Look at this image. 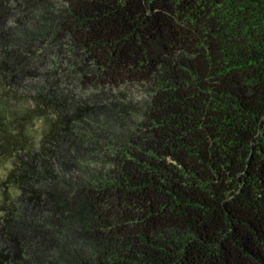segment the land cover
Returning <instances> with one entry per match:
<instances>
[{
  "label": "trees",
  "instance_id": "trees-1",
  "mask_svg": "<svg viewBox=\"0 0 264 264\" xmlns=\"http://www.w3.org/2000/svg\"><path fill=\"white\" fill-rule=\"evenodd\" d=\"M0 72L58 113L0 181V264H264V0H0Z\"/></svg>",
  "mask_w": 264,
  "mask_h": 264
},
{
  "label": "rangeland",
  "instance_id": "rangeland-1",
  "mask_svg": "<svg viewBox=\"0 0 264 264\" xmlns=\"http://www.w3.org/2000/svg\"><path fill=\"white\" fill-rule=\"evenodd\" d=\"M69 60L66 57H60L56 54L51 55L46 60V64H38L37 71L44 67L51 66L54 69L58 67V73L62 80L64 73L69 67ZM54 65V66H53ZM40 81V82H39ZM75 94H80L84 91L80 85L74 80L69 81L64 79L62 82ZM41 84V76L29 75L27 78L19 81H11L10 78L4 76L0 72V109L4 114V122L7 123V119H13L15 116L19 117L18 125L14 122L10 127L1 128L0 124V181H3L10 170L16 166L17 153H22L25 157L26 153L31 151L37 152L39 145H42L41 137L53 126L54 122L57 121L58 113L52 107L44 110H37V104L34 99V88ZM145 88L140 85H128L124 87L123 93L121 94L118 90L113 92V95L117 99H132L139 100L144 95ZM114 98V97H113ZM41 114V115H38ZM24 117V118H22ZM8 124V123H7ZM23 130L21 131V129ZM23 146H22V145ZM20 148L21 151L16 150ZM18 151V152H17ZM60 168L57 167L56 172ZM72 173H77L76 169H73ZM59 174V172H58ZM14 184L8 183L7 193L9 196H16L17 190ZM2 193H0V196ZM2 201L0 200V211Z\"/></svg>",
  "mask_w": 264,
  "mask_h": 264
}]
</instances>
